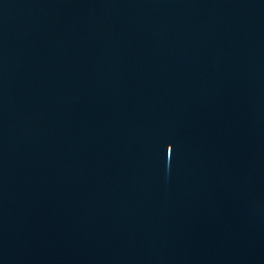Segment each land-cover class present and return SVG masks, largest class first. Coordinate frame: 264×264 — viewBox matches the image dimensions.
<instances>
[{
  "label": "water",
  "instance_id": "obj_1",
  "mask_svg": "<svg viewBox=\"0 0 264 264\" xmlns=\"http://www.w3.org/2000/svg\"><path fill=\"white\" fill-rule=\"evenodd\" d=\"M0 264H264V0H0Z\"/></svg>",
  "mask_w": 264,
  "mask_h": 264
},
{
  "label": "snow or ice",
  "instance_id": "obj_2",
  "mask_svg": "<svg viewBox=\"0 0 264 264\" xmlns=\"http://www.w3.org/2000/svg\"><path fill=\"white\" fill-rule=\"evenodd\" d=\"M166 148H167V151H168L169 153L172 152V147H171L170 143H167V144H166Z\"/></svg>",
  "mask_w": 264,
  "mask_h": 264
}]
</instances>
